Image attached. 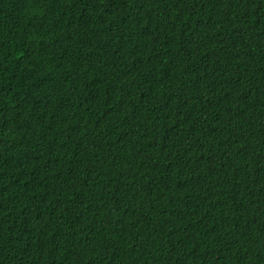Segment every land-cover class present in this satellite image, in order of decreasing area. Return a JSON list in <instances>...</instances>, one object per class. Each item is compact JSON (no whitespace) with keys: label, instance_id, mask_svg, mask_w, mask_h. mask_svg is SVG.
<instances>
[{"label":"trees","instance_id":"obj_1","mask_svg":"<svg viewBox=\"0 0 264 264\" xmlns=\"http://www.w3.org/2000/svg\"><path fill=\"white\" fill-rule=\"evenodd\" d=\"M0 264H264V0H0Z\"/></svg>","mask_w":264,"mask_h":264}]
</instances>
